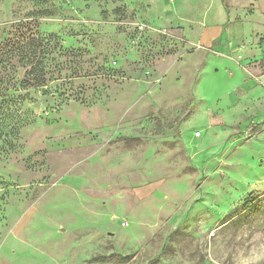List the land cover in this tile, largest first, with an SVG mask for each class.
<instances>
[{
  "label": "rangeland",
  "instance_id": "obj_1",
  "mask_svg": "<svg viewBox=\"0 0 264 264\" xmlns=\"http://www.w3.org/2000/svg\"><path fill=\"white\" fill-rule=\"evenodd\" d=\"M262 75L264 0H0V264H264Z\"/></svg>",
  "mask_w": 264,
  "mask_h": 264
},
{
  "label": "trees",
  "instance_id": "obj_2",
  "mask_svg": "<svg viewBox=\"0 0 264 264\" xmlns=\"http://www.w3.org/2000/svg\"><path fill=\"white\" fill-rule=\"evenodd\" d=\"M35 31L31 32L30 35L31 37H33L35 35ZM17 52H19V49L16 50ZM29 74H32V77L30 78V80L34 83V84H38L40 83L39 79H40V67H39V62L35 63L30 71Z\"/></svg>",
  "mask_w": 264,
  "mask_h": 264
},
{
  "label": "built area",
  "instance_id": "obj_3",
  "mask_svg": "<svg viewBox=\"0 0 264 264\" xmlns=\"http://www.w3.org/2000/svg\"><path fill=\"white\" fill-rule=\"evenodd\" d=\"M248 131H249V129H247V130L245 131V134H247V133H248Z\"/></svg>",
  "mask_w": 264,
  "mask_h": 264
},
{
  "label": "crops",
  "instance_id": "obj_4",
  "mask_svg": "<svg viewBox=\"0 0 264 264\" xmlns=\"http://www.w3.org/2000/svg\"><path fill=\"white\" fill-rule=\"evenodd\" d=\"M262 79L264 80V75H262Z\"/></svg>",
  "mask_w": 264,
  "mask_h": 264
}]
</instances>
